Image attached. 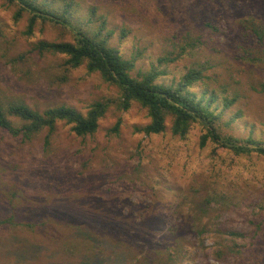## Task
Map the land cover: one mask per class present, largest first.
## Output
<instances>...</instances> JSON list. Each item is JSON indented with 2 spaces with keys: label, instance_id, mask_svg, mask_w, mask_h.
I'll use <instances>...</instances> for the list:
<instances>
[{
  "label": "rangeland",
  "instance_id": "rangeland-1",
  "mask_svg": "<svg viewBox=\"0 0 264 264\" xmlns=\"http://www.w3.org/2000/svg\"><path fill=\"white\" fill-rule=\"evenodd\" d=\"M45 1L70 4L71 22L134 60L135 77L155 70L170 87L201 72L190 91L215 96L223 132L264 144V0ZM18 10L0 0V103L112 104L94 135L60 123L49 145L47 131L24 141L0 128V264H264V157L202 147L198 124L175 136L171 118L162 134L140 131L148 112L119 109L118 87L34 51L73 42L69 29L39 21L28 34Z\"/></svg>",
  "mask_w": 264,
  "mask_h": 264
},
{
  "label": "trees",
  "instance_id": "trees-1",
  "mask_svg": "<svg viewBox=\"0 0 264 264\" xmlns=\"http://www.w3.org/2000/svg\"><path fill=\"white\" fill-rule=\"evenodd\" d=\"M19 7L15 17L21 18L24 13L30 16L28 34H32L39 21L69 29L74 37L73 42H40L34 47L38 54L50 53L64 56L65 66L76 69L86 66L90 73H98L103 80L119 88L121 93L118 108L128 111L133 103H138L148 112L149 124L140 131L148 135H159L166 131L168 118L172 119L173 135L186 137L196 124L206 132L201 139L204 147L209 141L233 152L235 155L258 154L264 157V144L253 139H239L225 134L222 130L223 115L218 107L213 108L214 95L199 98L190 91L202 79V73L191 70L177 86H164L156 82L159 73L151 70L133 76L135 61L126 59L121 52L109 45L108 40H101L100 34L92 36L79 25L69 19L72 6L66 4L62 12L49 9L48 1L39 4L37 0H10ZM262 39V31L257 32ZM111 101L94 103L86 114L67 106L49 108L44 112L33 110L24 104L0 103V128L24 141H31L47 131L46 145L56 132L57 126L64 123L71 127L77 136L94 135L98 132L101 119L106 115ZM232 102L224 107L229 108ZM19 124V125H17ZM121 121L111 130L119 134ZM6 222L0 220V225ZM199 226H189V233L203 232Z\"/></svg>",
  "mask_w": 264,
  "mask_h": 264
}]
</instances>
